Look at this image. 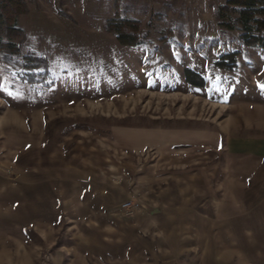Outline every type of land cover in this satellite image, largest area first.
<instances>
[{"label": "rangeland", "instance_id": "obj_1", "mask_svg": "<svg viewBox=\"0 0 264 264\" xmlns=\"http://www.w3.org/2000/svg\"><path fill=\"white\" fill-rule=\"evenodd\" d=\"M24 1L0 54V264H264V48L220 31L224 0Z\"/></svg>", "mask_w": 264, "mask_h": 264}, {"label": "trees", "instance_id": "obj_2", "mask_svg": "<svg viewBox=\"0 0 264 264\" xmlns=\"http://www.w3.org/2000/svg\"><path fill=\"white\" fill-rule=\"evenodd\" d=\"M20 8L25 11L24 0L0 1V54L4 56H19L20 49L15 41L17 38L24 40L22 30L18 26ZM215 19L220 31H237L239 38L246 46L264 48V0H224L215 9ZM120 22L121 27L111 31H117V38L125 45L138 44L135 37L137 31L134 33L130 29L131 27L136 29L133 25L134 22ZM35 60L33 56L29 55L24 58L23 65H35ZM36 78V75L32 73L24 76V80L28 83L43 82V79L36 80ZM191 78H194L195 81L192 83L196 86L204 84L203 78L199 74L187 70L186 79L190 80Z\"/></svg>", "mask_w": 264, "mask_h": 264}, {"label": "built area", "instance_id": "obj_3", "mask_svg": "<svg viewBox=\"0 0 264 264\" xmlns=\"http://www.w3.org/2000/svg\"><path fill=\"white\" fill-rule=\"evenodd\" d=\"M133 207L134 206L131 204V202H126L121 205V208L126 211L131 210Z\"/></svg>", "mask_w": 264, "mask_h": 264}, {"label": "crops", "instance_id": "obj_4", "mask_svg": "<svg viewBox=\"0 0 264 264\" xmlns=\"http://www.w3.org/2000/svg\"><path fill=\"white\" fill-rule=\"evenodd\" d=\"M220 3H221V2H220ZM220 3H219V4H220ZM139 143H141V142H139ZM138 145H139V144H138Z\"/></svg>", "mask_w": 264, "mask_h": 264}, {"label": "snow or ice", "instance_id": "obj_5", "mask_svg": "<svg viewBox=\"0 0 264 264\" xmlns=\"http://www.w3.org/2000/svg\"><path fill=\"white\" fill-rule=\"evenodd\" d=\"M261 87H264V86H261Z\"/></svg>", "mask_w": 264, "mask_h": 264}]
</instances>
